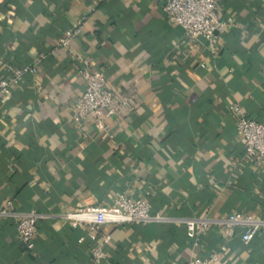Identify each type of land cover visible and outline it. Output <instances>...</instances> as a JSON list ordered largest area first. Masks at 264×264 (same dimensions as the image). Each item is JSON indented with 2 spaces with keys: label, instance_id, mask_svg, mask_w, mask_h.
I'll list each match as a JSON object with an SVG mask.
<instances>
[{
  "label": "crops",
  "instance_id": "1",
  "mask_svg": "<svg viewBox=\"0 0 264 264\" xmlns=\"http://www.w3.org/2000/svg\"><path fill=\"white\" fill-rule=\"evenodd\" d=\"M217 3L229 23L210 51L201 37L186 41L156 0H0V76L5 63L43 54L36 74L0 97V203L43 215L29 250L15 221H0V264H94L90 250L103 236L96 264H185L210 253L212 264H264V230L242 242V228L210 225L193 244L173 220L264 219V166L242 159L229 109L235 102L264 119V0ZM80 16L70 47L103 72L113 98L128 99L106 132L91 117L72 120L83 82L56 40ZM144 191L150 212L166 219L102 224L91 239L87 226L59 217Z\"/></svg>",
  "mask_w": 264,
  "mask_h": 264
},
{
  "label": "built area",
  "instance_id": "2",
  "mask_svg": "<svg viewBox=\"0 0 264 264\" xmlns=\"http://www.w3.org/2000/svg\"><path fill=\"white\" fill-rule=\"evenodd\" d=\"M156 1L161 4L165 19L182 28L186 41L191 42L196 37H201L210 51L213 49V42L218 36V32L222 31L225 25L229 23L228 19L225 21L219 19L218 0ZM83 19L84 16H80L72 28L64 29L56 42L58 46L64 47L69 58L77 63L76 72L83 82V90L74 99L72 105V120L75 126L79 127L81 120L91 117L94 128L97 131L106 132L105 120L119 108L127 106L128 99L126 96L113 98L111 92L104 86L103 72L91 68L90 63L70 47V40L80 33ZM42 58L43 54L38 53L28 64L12 66L5 63V74L0 76V97L8 98L11 89L18 85L23 78L28 75H35ZM229 109L235 119V131L242 139V159L255 166H264V119L254 121L245 117L235 102L229 104ZM148 194L147 191H144L138 197H130L121 193L116 195L108 205L84 206L62 212L59 217L68 221L71 226L78 224L87 226V234L91 239L94 238V229L102 224H144L166 219L158 213L150 212ZM42 217V214L34 210H14L11 200L0 203V221L4 219L15 221V234L18 241L27 250L32 248L36 222ZM173 220L184 225L185 235L193 239V244H196L200 235L210 225L242 228L243 231L240 235L242 242H247L257 231L264 230V219L240 212L224 214L213 219L191 217ZM107 239V236H103L101 242L90 250L92 263L96 264L104 258L101 244L105 243ZM216 259V253H210L205 258L189 259L185 264H212Z\"/></svg>",
  "mask_w": 264,
  "mask_h": 264
}]
</instances>
